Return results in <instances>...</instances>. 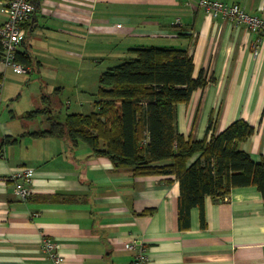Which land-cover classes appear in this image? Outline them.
<instances>
[{
  "label": "crops",
  "instance_id": "obj_1",
  "mask_svg": "<svg viewBox=\"0 0 264 264\" xmlns=\"http://www.w3.org/2000/svg\"><path fill=\"white\" fill-rule=\"evenodd\" d=\"M199 1L36 0L16 49L32 63H17L38 73L39 90L55 94L59 112L63 105L57 97L64 94L62 81L70 73L75 85L73 100L64 103L65 116L83 114L87 103L90 113L95 111L106 62L133 57L135 49L185 51L193 78L202 71L207 85L194 91L187 104L176 105L177 132L207 142L242 120L254 130L238 149L264 163V34L207 16ZM207 1L237 4L264 19V0ZM6 20L5 0H0V27ZM9 72L26 75L0 60V264H50L41 249L43 238L56 242L64 264H130L133 253L124 249L130 242L146 247L150 264H264V199L255 187L234 188L222 201L206 197L205 226L194 208L189 229L181 231L174 176L134 177L93 156L84 144L73 149L61 139L31 137L48 127L44 117L23 119L42 107L41 100L38 108L13 113L10 101L19 79L9 78ZM71 108L76 110L68 113ZM5 138L16 142L2 146ZM21 169L34 172L26 202L9 180Z\"/></svg>",
  "mask_w": 264,
  "mask_h": 264
},
{
  "label": "trees",
  "instance_id": "obj_2",
  "mask_svg": "<svg viewBox=\"0 0 264 264\" xmlns=\"http://www.w3.org/2000/svg\"><path fill=\"white\" fill-rule=\"evenodd\" d=\"M130 52L132 58L99 75L94 112L66 114L57 120L55 94H42V107L26 112L23 119L44 117L48 127L29 135L61 139L73 149L84 144L93 156L106 158L113 169L128 170L134 177L174 176L179 184L181 231L189 229L194 208L200 212V226H205L206 197L222 201L234 188L255 187L264 199L263 161L254 162L238 149L253 134L246 122H233L207 142L191 141L177 132L176 105L187 104L194 91L207 85L202 71L193 78L191 57L182 50L163 48ZM14 60L25 66L32 63L28 54L15 52ZM210 128L211 122L206 134ZM15 142L5 138L2 146Z\"/></svg>",
  "mask_w": 264,
  "mask_h": 264
},
{
  "label": "built area",
  "instance_id": "obj_3",
  "mask_svg": "<svg viewBox=\"0 0 264 264\" xmlns=\"http://www.w3.org/2000/svg\"><path fill=\"white\" fill-rule=\"evenodd\" d=\"M35 1L5 0L7 20L0 27V60L16 74H27L29 72L27 67L18 64L14 60V54L20 40L24 36L23 24L29 21L34 11ZM197 5L209 17H220L228 20L236 28L243 27L255 35L264 34V19L249 15L237 4L201 0ZM260 42L261 39H258L252 51L256 56L259 52ZM33 175L32 169H21L13 173L9 178L13 182V192L22 202H26L31 195L29 186ZM41 249L50 264H64V260L58 252V246L53 240L43 238ZM124 249L133 253V259L130 264H150L147 257V249L144 245L130 242L125 244Z\"/></svg>",
  "mask_w": 264,
  "mask_h": 264
},
{
  "label": "rangeland",
  "instance_id": "obj_4",
  "mask_svg": "<svg viewBox=\"0 0 264 264\" xmlns=\"http://www.w3.org/2000/svg\"><path fill=\"white\" fill-rule=\"evenodd\" d=\"M123 57V56H121ZM132 57V56H131ZM131 57H123L124 59H121L118 63H108L106 62V64L102 67L105 68L103 70H106L107 68H112L114 66H117L121 63H123L124 61L129 60ZM85 66H83L84 68ZM73 68H71L72 70ZM97 70H102L101 67L98 68ZM75 72H77L76 70H74L72 72V75L75 74ZM81 73H85L84 70L81 71ZM9 78L11 79H19L18 80V84H15L13 87V91H15V93L13 94L12 101H10L11 104H13L11 107V109H13V113H15L16 115H21L23 112L31 110L33 108H38L40 107V95L42 93L47 94L46 90L42 89L41 91L39 90V86H40V82L38 80V73H31L29 72L26 75H18V76H14V74H10V72L8 73ZM70 73L68 72V75L64 77L63 79V86H64V94H61L57 97L58 101H60L63 105V107L61 108L59 114L56 116L57 120H62L64 118V114L66 113V108L64 106L65 100L67 98H70L71 100L72 97L70 96L72 93L74 85H75V80L72 78V80L70 79ZM50 77H48L49 79ZM81 84V82L79 83ZM83 101H87L88 98H82ZM76 109L71 108L70 110H68V113H73ZM92 111V105L91 104H83V107L80 109V112L83 114H89ZM39 121V120H38Z\"/></svg>",
  "mask_w": 264,
  "mask_h": 264
}]
</instances>
